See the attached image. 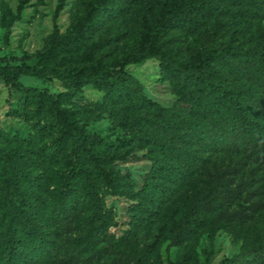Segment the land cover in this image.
I'll list each match as a JSON object with an SVG mask.
<instances>
[{
  "label": "trees",
  "instance_id": "1",
  "mask_svg": "<svg viewBox=\"0 0 264 264\" xmlns=\"http://www.w3.org/2000/svg\"><path fill=\"white\" fill-rule=\"evenodd\" d=\"M138 1L91 0L66 32L55 25L42 50L0 55V79L21 94L15 111L36 130L11 136L0 127V264L102 258L97 246L112 220L103 193L123 191L124 184L113 166L121 155L100 150L104 139L73 103L86 86L102 92L101 107L153 160L136 205L145 216L158 214L186 182L205 179L170 220L173 245L207 224L218 230L221 219L243 221L245 213L231 210L234 200L264 191V0H158L159 7L147 1L134 45L99 56L110 39H96L104 20L126 18ZM28 2L5 19L7 38ZM150 59L177 97L171 106L149 97L128 68ZM24 76L60 80L68 89L25 84ZM215 156L235 160L222 164ZM76 224L81 233L65 235ZM121 241L128 244L130 236ZM124 261L120 253L105 264ZM187 262L182 256L171 264ZM220 264H264V233Z\"/></svg>",
  "mask_w": 264,
  "mask_h": 264
},
{
  "label": "rangeland",
  "instance_id": "2",
  "mask_svg": "<svg viewBox=\"0 0 264 264\" xmlns=\"http://www.w3.org/2000/svg\"><path fill=\"white\" fill-rule=\"evenodd\" d=\"M59 1L29 0L22 10L21 19L12 25L11 34L7 38L4 21L17 14L21 0H0V55L32 54L42 50L55 25L59 26L61 32H66L77 15L86 10L91 0H65L60 11ZM147 1L153 2L155 7L160 6L158 0H139L126 18L104 20L96 39L103 36L110 39L98 53L99 56L106 51L112 52L110 57L120 55L124 49L134 45L145 23L144 15L149 14ZM128 68L144 83L149 97L164 106L175 103L177 97L171 84L162 77L157 60L150 59ZM22 81L25 84L48 87L53 92L68 89L60 80L44 81L24 76ZM102 95L94 87L86 86L73 99L74 105L82 110L90 131L104 139V146L100 150L116 151L121 155V159L116 160L113 166L124 184L123 191L105 189L103 193L105 207L112 215V220L106 235L97 246L102 252L98 264H105L120 253L124 255V264H171L172 260H178L182 256H188L187 264H220L262 238L264 191L254 189L253 192L236 198L231 206V210L245 213L243 221L239 218L221 219V228L218 230L207 224L187 237L181 245H173L170 220L181 213L192 196L194 186L199 183L203 187L205 179L201 177L194 184L186 182L158 214L145 216L140 206L136 205L143 200L139 190L150 179L153 160L147 157V149L137 146L130 130L122 127L113 114L101 107ZM21 105L19 91L0 79V127L11 136L34 135L36 130L33 122L18 116L15 111ZM215 159L222 164L235 160L229 156H215ZM80 233L81 225L76 224V229L65 235L74 237ZM126 236H130V241L124 245L121 238ZM65 249L67 247L63 251Z\"/></svg>",
  "mask_w": 264,
  "mask_h": 264
}]
</instances>
